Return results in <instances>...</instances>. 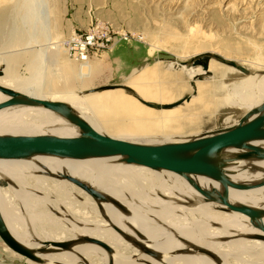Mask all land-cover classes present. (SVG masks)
<instances>
[{
  "label": "bare ground",
  "instance_id": "bare-ground-1",
  "mask_svg": "<svg viewBox=\"0 0 264 264\" xmlns=\"http://www.w3.org/2000/svg\"><path fill=\"white\" fill-rule=\"evenodd\" d=\"M5 4L7 5L3 6ZM20 10L21 12H26L23 14L24 21L21 27L24 28L28 26L30 34L26 40L25 37H22L18 45L23 48H28V51L32 50L33 46L37 45L38 50L34 52L33 55V57H37L34 60L37 64L34 66V70H31V65L28 66L27 64L30 74L21 79L19 76H15L14 70L11 69L9 62L6 60V62H4V67L1 68L3 76L0 77V85L13 88L22 93L31 94L35 97H45L46 93L44 90L46 89H44V87L46 86L45 81L47 72L49 70L50 72L53 71L54 74H57L55 77H58L59 69L56 64H59L58 61L62 51L61 49H63L62 43L54 41L50 34V28L47 23L49 9L47 8L46 0H0V22L2 23L0 32L3 31V24L6 21L5 18H3L4 12H19ZM17 35H15V37ZM18 37L20 38V36ZM29 43H31V45L26 47L25 45ZM24 61L26 62V59H24ZM168 62L170 66L175 63L176 66H178L176 61ZM10 63H12V61ZM239 63L245 66V63ZM88 67L89 66L86 64L80 65L79 63L78 68L75 70V75L79 78L84 77L88 71ZM62 68H64L66 72L71 70V68L65 64H62ZM83 68L86 70L83 71ZM247 68L251 69L250 67ZM219 69L220 68L213 63V60H211L209 63V71L214 70L212 77L218 76L217 71ZM253 70L256 71L257 69ZM182 71H184L188 77H194L190 82L194 84L196 94H190V88L187 87L185 91L182 90L175 95L176 99L174 98L172 101H167L173 102L180 100L182 102L180 105L168 109H153L147 107L149 109L147 112H144L141 111L140 108L130 106L129 102H126L124 97H122L123 95L108 93L111 90L104 91L105 93H103L102 96H98L99 98L95 100L96 102L94 101L95 105L99 108L98 110L106 104L105 106L108 110L128 112L129 117L135 120L143 118H135L134 114L135 116L146 115L147 120L153 121V119L147 117V114L149 112H156L159 114L158 117L160 118V122L163 123L164 131L173 133V130L181 131V126L186 120H192V122H198L200 119L202 120L201 113L198 111L201 105H206L208 107L210 100L212 107L215 103L217 105L213 110H207L205 112L204 117L209 119L212 113L218 108L217 106L219 105L220 107L221 100L223 99L220 95L224 96L223 101L226 102V106L232 108L243 106V110L264 99L262 97L264 90L254 91L256 86L264 83V74L261 76L255 75L258 82L256 80V82L251 81L254 80L252 79L253 76H247L244 79H236L230 86L228 85L229 88L226 91L223 90V83L219 80V77L215 78L218 79L215 80L216 83L214 86V88H216L215 92L218 95L209 96L205 93L202 85L203 83L195 81L197 75L203 74L200 67L189 69L181 67L180 71H176V73H178L177 76H181ZM249 81H251L252 84H248L244 87L237 85L239 82L242 84L245 82L249 83ZM132 82L135 83V87L138 88L139 94L143 97L148 98L157 94L160 96L164 95L162 94L164 91H161L160 88L157 89L158 91L144 88L140 81L139 83L137 82L135 77L132 78ZM233 84L234 87L232 86ZM177 90H179V86H174L173 90L170 89L169 91L176 92ZM237 94V99L231 98ZM47 95L52 96L48 97L49 99L61 100L69 103L99 132L126 140L128 136L130 137V135L136 134L135 130H137V126L127 127L122 126V124L103 130L101 126L97 124L96 115L94 114V116L92 114L93 112H91L92 105L87 104L83 97H69L68 94L65 95V97L63 96L64 94L57 97L53 96V94ZM4 98L5 97L0 94V101L4 100ZM161 103H163V101ZM132 108L134 109L133 112L131 111ZM0 117V132H2L0 134H19L26 132L28 134L49 133L60 136H71L77 133L75 127L68 125L57 116L41 108H3L0 109ZM23 119L25 121H23ZM29 122L32 123L34 127L29 125ZM123 122L124 121H122V123ZM144 135L151 136L152 134ZM185 138H187L186 135L178 137L177 139L163 136L162 139L155 141H147L149 139H139L136 141L144 143H161L168 142L171 139L180 141ZM117 158L118 157H107L72 160L46 155H36L28 160L0 159V177L9 180L13 190H17L15 187L19 189L15 194L19 206H12V199L9 193L0 187L1 214L11 234L19 241L36 250L37 255L43 261L40 264H227L223 258H229L228 255L236 259L238 254H241L244 250H256L258 246L264 248V241L249 237L252 234L259 233V231L249 224L246 216L237 212H225V217L223 215H216L217 210L213 208V205L202 203L199 199V195L182 176L172 173L170 179L167 180L168 183H164L161 176L157 173L152 174V176L149 177L150 181L148 180L151 184L150 189H156L158 194H156L157 198L151 199L146 194L148 191L146 184H143L139 176L142 175L141 171L146 167L122 162L116 163L115 161ZM37 172L46 175L54 174L59 177L65 175L74 177L88 186L93 187L95 190L118 200L130 213L125 214L110 203H101L100 211L104 217H102L104 221L93 218L94 216H100L97 214V209L95 210L96 207L93 200L77 187L80 193H85L88 198L84 199L79 194L73 192L76 196L82 198L81 202L85 203L86 206L82 205L78 207L75 205L68 209L70 218L65 217L61 218V220H64L69 226L65 229L61 227L58 231L49 230L48 232H44L43 230H38L36 225L41 222V215L33 211L35 207H39V203L33 202V199H36L33 195L39 197L43 195H39L38 187L34 186L33 188H29L27 186V177L29 175L36 176L37 179L40 178L37 177ZM240 173L243 175L236 172L235 174H231V178L238 182H248L258 180L263 176L260 173L250 174L246 171H241ZM50 178L69 182L65 179ZM194 179L202 187H217L215 183L207 178L195 176ZM135 190L137 193L140 191V193L146 195L145 197L148 199L147 202L151 206L148 208L149 212L147 211L144 213V211L137 206L138 199L133 195ZM65 191L68 193V190ZM167 196H169L170 199L172 198V200L164 199V197ZM229 199L231 202L243 203L254 207H264V187L252 190L231 189L229 190ZM85 200L89 201V203H86ZM180 201L181 204L179 203ZM167 210L173 211V213ZM217 212H221L220 214L223 213L222 211ZM88 213H90V215ZM197 216H201L205 221L198 220ZM186 217L191 218V223L188 224ZM21 222L23 225H27L26 229L19 228ZM63 229L64 235L63 232L60 231ZM117 231L121 232L124 237ZM27 232L30 233L29 236H27ZM58 232L61 234H58ZM83 237H90L103 241L110 251H106L96 243L80 242ZM35 239L41 241H71L73 244L67 251L40 253L38 249L42 248L43 245L35 241ZM127 247L131 249L129 250ZM197 249H202L208 254H200ZM127 252H131V254L127 255ZM251 253L255 255L252 251L249 256H251ZM258 253H260V251L257 252V254ZM167 256L170 257V259H166ZM238 258L240 257L238 256ZM238 260L241 261L242 259Z\"/></svg>",
  "mask_w": 264,
  "mask_h": 264
},
{
  "label": "rangeland",
  "instance_id": "rangeland-1",
  "mask_svg": "<svg viewBox=\"0 0 264 264\" xmlns=\"http://www.w3.org/2000/svg\"><path fill=\"white\" fill-rule=\"evenodd\" d=\"M46 2L47 8L49 9L48 14L46 13L48 17L47 23L54 41L62 43V41L66 40L73 31L83 33L90 25L94 26L98 24L99 27H107L110 29L112 34L115 36H118L119 33H127L128 36H132V38L128 41H121L122 43L118 44L116 47L117 50L122 51L124 45L126 44L127 46L137 45L144 51L145 59L136 62L134 66H129V68L121 74L115 73L114 68L111 69L109 66L104 67V69L103 67L100 70L97 69L94 75H91L90 77H83L82 79H77L75 76L67 73L61 66L60 69L65 71L63 76L55 77L57 74H54L53 71L50 72V70L46 74V88L44 87V89H46L44 90L46 97H48L47 94H53V96L57 97L65 93H69V97H83L87 104L92 105L91 112H93V115H96L97 124L101 126L103 130H107L109 127L121 124L122 126L127 127L136 126V124L139 123L142 124L141 127H137V130H135L137 135H132L133 138L130 135L131 138L128 136L127 140L132 139L131 141H136L139 139H149L147 141H155L162 139L163 136H169L174 139L185 135L186 137H189L212 126L220 112L230 107L225 105L226 102L223 101L224 96L220 95L223 98L221 100L220 107L219 105L217 106V111L215 110L206 122H201V119L200 121L194 123H190V121H188V124L187 122L182 124L181 131L173 130V133L161 130L163 127L160 125L157 128L153 127L151 124L155 122L145 120L146 115L135 116L134 114L135 118H143L137 121L138 119L135 120L130 118L128 112L108 110L105 106L106 104L98 110L99 108L95 105V100H97L100 95L102 96L103 93H105L104 91L110 90L111 91L108 93H118L123 95L122 97H124L126 102H129L130 106L140 108L141 111H143V109L148 110L149 108L147 107L150 106L144 104L140 99L158 103L163 101L162 104L169 103L167 101L174 100L175 95L182 90L185 91L187 87L190 88L189 93L191 92L190 94L195 95L196 92L194 84L190 82L194 77H188L184 71L181 73V78L179 79L178 84L175 85L179 86V90L176 92L169 91L170 89L173 90V86L171 84L174 80L172 77L175 74H178L176 71H180V67L176 66V63L172 66L168 65L169 58L177 63H180L189 60L195 54L210 52L218 55L220 54V56L238 63H245V66L248 65L247 67H250L252 70L257 69L256 71L264 73V0H46ZM6 5L7 4L3 6ZM25 13L26 12H21V10L19 12H4L3 18H5L6 21L3 24V31L0 32V66L4 67V62L7 60L11 69L14 70L15 76H19L21 79L24 76H29L30 70L28 66L31 65V70L35 69L34 66L37 63L34 60L37 57H33V55L34 52L38 50L37 45L33 46L30 51L27 50L28 48H23L18 45L20 44L19 41L22 40V37H25L26 40L30 34L28 26L24 28L21 27L23 24L22 22L24 21L23 14ZM1 26L2 23L0 22V27ZM15 35L17 36L15 37ZM18 36H20V38ZM30 45L31 43L25 46L29 47ZM61 50V54H63L65 49L63 48ZM102 53L103 52H101V54ZM101 54H93L92 56L99 57ZM60 58H63L61 59V62L63 61L62 63L71 69L74 68L76 70L78 68H76L75 62L78 64L79 62L68 55L61 56ZM24 59H26V62ZM11 61L13 65L10 63ZM142 62H144L143 65ZM213 63L220 68L217 71L218 76L212 77L214 73L213 70L211 71V75H201L200 79L198 76L195 78V81L203 83L202 85L205 93L209 96L218 95L215 92L216 88H214L216 83L215 80L218 79L215 78L219 77V80L223 83V90L226 91L228 90L230 84L236 81V79H244L247 77L240 72L235 71L233 68L215 60H213ZM144 69H146V71L140 73ZM85 70L86 69L83 68V71ZM134 77L137 80L139 79L144 88L155 91L160 88L161 91H164V93H162L164 95L160 96L157 94L148 98L143 97L139 94L138 88L135 87V83L132 82V78ZM252 79L254 80L251 81L256 80L258 82L256 76H253ZM251 81H249V83L245 82L242 84L239 82L237 85L244 87L248 84H252ZM116 85L127 86L129 89L126 90L124 87ZM107 86L115 87L107 88ZM232 86L234 87V84ZM261 90H264V83L259 84L256 86V89H254V91ZM262 97L264 98V95ZM231 98L237 99L238 94ZM216 105L217 104L215 103L212 107L211 104L210 108L206 105H201L198 112H202L204 114L206 110H213ZM133 108L131 109L132 112L134 111ZM156 115V112H149L147 117L156 118ZM23 121L25 120L23 119ZM122 121L124 122L122 123ZM28 124L34 127L32 123L29 122ZM19 134L28 133L23 132ZM144 134L152 135L150 136ZM174 139H171L170 141H176ZM115 162L118 163L120 160L117 159ZM141 172L142 175L139 176L141 177L143 184H146L148 190L146 194L151 199L157 198L156 194H158V192L154 188L150 189L151 184L148 182L149 177H151L152 174L157 173L163 178L164 183H168L167 180L170 179L172 174V172L169 171H153L147 168ZM237 173L242 174L240 172ZM36 174L37 177H40L39 179L32 175L27 177V186L29 188H33L34 186L38 187V192L40 193L38 194L43 195L40 197L33 195V197L36 198L35 200L33 199V202L39 203V207H35L33 211L36 213L38 212L41 215V222L37 223L36 228L41 231L43 230L44 232H48L49 230L58 231L61 227L65 229L69 225L64 220H61V218H70V212L68 209L71 206H86V204L81 202V200L82 198H88L87 195L85 193H80L77 186L70 182L58 181L39 172ZM0 187L9 193L12 199V206H19L18 200L15 197V194L19 191V189L15 187L17 190H13L10 186V181L4 177H0ZM65 190H68V193ZM73 192L79 194L82 198L76 196ZM139 193H137L136 190L133 192L135 198L138 199L137 206L144 211V213L147 211L149 212L148 208L151 206L147 202L148 199L145 197L146 195ZM164 199L172 200L169 196L164 197ZM85 202L89 203L87 200H85ZM179 203L181 204V201ZM94 204L96 207L95 210L97 209V214L100 216H94L93 218L104 221V217L100 209L97 207L95 202ZM167 211L173 213V211ZM217 211L216 215H223L225 217L224 211H222V214ZM88 214L90 215V213ZM188 217H186V220L189 224L191 223V218ZM197 218L198 220H204L201 216H197ZM22 225L23 223L21 222V224H19L20 229L27 228L26 224L23 225V227ZM64 229L60 230L63 232V235ZM29 234L30 233L27 232V236H29ZM58 234L61 233L58 232ZM35 241L41 243L39 239H35ZM127 248L129 250L131 249L130 247ZM257 248L256 250L242 251L241 254H238L240 258L237 256L235 259L228 255L229 258L223 259L227 262V264H264V252H261L264 251V248L262 246H258ZM252 251L255 255L251 253V256H249ZM259 251L260 253H258V255L257 252ZM126 254L129 255L131 252H127ZM166 259H170V257L167 256ZM238 259L242 260L239 261ZM0 264L35 263L13 253L0 240Z\"/></svg>",
  "mask_w": 264,
  "mask_h": 264
},
{
  "label": "water",
  "instance_id": "water-1",
  "mask_svg": "<svg viewBox=\"0 0 264 264\" xmlns=\"http://www.w3.org/2000/svg\"><path fill=\"white\" fill-rule=\"evenodd\" d=\"M211 60L227 65L245 76L264 74L210 52L197 54L177 64L180 68L187 69L200 67L203 71V74L197 75L200 79L201 75H211L209 71ZM168 61L174 62L170 58ZM2 67L0 66V77L3 76ZM116 86L129 89L127 86ZM0 94L5 97L0 101V109L41 108L77 130V133L71 136L49 133L0 134V159L28 160L36 155L72 160L118 157L117 159L125 164L142 166L153 171H169L182 176L199 195L202 203H209L219 211L237 212L246 216L249 224L259 231L249 237L264 241V207L231 202L229 199L231 189L252 190L264 187V99L245 110L243 106L224 109L212 126L180 141L144 143L116 138L97 131L67 102L35 97L3 85H0ZM140 100L156 109H168L182 103L180 100L164 104ZM238 171H246L250 174L260 173L263 176L255 181L238 182L231 178V174ZM47 176L65 179L77 186L92 198L99 209L101 203H110L123 213H130L118 200L74 177L68 175L59 177L54 174H47ZM195 176L207 178L217 187H202L195 181ZM117 232L123 236L121 232ZM0 240L13 253L35 264L42 263V259L34 248L19 241L11 234L1 211ZM82 241L96 243L106 251H110L101 240L83 237L80 242ZM40 242L43 245L38 249L40 253L67 251L73 244L71 241L40 240ZM197 251L200 254H208L202 249H197Z\"/></svg>",
  "mask_w": 264,
  "mask_h": 264
},
{
  "label": "crops",
  "instance_id": "crops-1",
  "mask_svg": "<svg viewBox=\"0 0 264 264\" xmlns=\"http://www.w3.org/2000/svg\"><path fill=\"white\" fill-rule=\"evenodd\" d=\"M125 42V41H124ZM122 42L121 41H119V42H117V43H115L112 47H111V49L110 50H107V51H105V52H103L99 57H93L92 55H91V58H90V60L88 61V63H87V66H89L88 67V71H87V73H86V75L84 76V77H90L91 75H94V73H95V71H97V69L98 70H100L102 67H103V69H104V67H107V66H109V67H111V69L112 68H114V70H115V73H119V74H121V73H123V72H125L126 71V69H128L129 68V66H134V64L136 63V62H138V61H142L143 59H145L144 58V51L142 50V48H140L139 46H137V45H131V46H127L126 44L124 45V48L122 49V51H119V50H117L116 49V47L118 46V44H121ZM127 43V42H126ZM67 56V53H66V51H64L63 52V54H61L60 55V57L61 56ZM61 59H63V58H59V61H58V63L59 64H56L57 65V68L59 69V72H58V77H61V76H63L64 75V73H63V71L60 69V66L62 67V62H61ZM71 60V59H70ZM72 61V60H71ZM145 62V61H144ZM144 62H142V65L144 64ZM76 63V68L78 67V63L77 62H75ZM59 65V66H58ZM128 71V70H127ZM146 71V69H144V70H142L140 73H143V72H145ZM65 72V71H64ZM75 69L73 68V69H71V71L70 72H68L67 71V73H70L71 75H73V76H75L76 78H78V79H80L79 77H77L76 75H75ZM63 73V74H62ZM139 73V74H140ZM61 75V76H60ZM83 78V77H82ZM81 78V79H82ZM173 80L174 81H172V88H174V86L176 85V84H178V82H179V79L181 78L180 76H177V74H175L173 77ZM137 82H139V79L137 80ZM183 82V81H182ZM69 94V93H68ZM65 95H67V93H65L63 96L65 97ZM263 95H264V93H263ZM46 97V96H45ZM48 97H52V96H48ZM48 97H46V98H48ZM56 98V97H55ZM257 98V97H256ZM250 100H253L252 98H249ZM210 105H211V103H210V100H209V103H208V107L210 108ZM181 109H184V108H181ZM180 109V110H181ZM180 110H178V111H180ZM143 111L144 112H146L147 110H145V109H143ZM207 111V110H206ZM205 111V112H206ZM152 113H154V112H152ZM201 113V118H202V120H201V122H206L208 119H206V117H204V114L202 113V112H200ZM157 114V113H156ZM158 115L159 114H157L156 116V118H150V119H153V121L155 122V123H153V124H151L153 127H155V128H157L159 125L160 126H162L163 127V123H161L160 122V118L158 117ZM139 120V119H138ZM147 120V119H146ZM188 121H190V123H194V122H192V120H186L184 123H186L187 122V124H188ZM154 125H156V126H154ZM191 125V124H190ZM136 126L137 127H141L142 126V124H136ZM161 130H163L164 131V128H161ZM146 132V131H145Z\"/></svg>",
  "mask_w": 264,
  "mask_h": 264
},
{
  "label": "built area",
  "instance_id": "built-area-1",
  "mask_svg": "<svg viewBox=\"0 0 264 264\" xmlns=\"http://www.w3.org/2000/svg\"><path fill=\"white\" fill-rule=\"evenodd\" d=\"M132 36L127 33L112 34L107 27H99L98 24L89 26L83 33L72 32L62 41L67 55L78 61L80 65L88 63L91 55H99L101 52L110 50L119 41H128Z\"/></svg>",
  "mask_w": 264,
  "mask_h": 264
}]
</instances>
